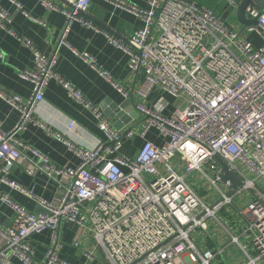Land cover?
<instances>
[{
	"label": "built area",
	"instance_id": "obj_1",
	"mask_svg": "<svg viewBox=\"0 0 264 264\" xmlns=\"http://www.w3.org/2000/svg\"><path fill=\"white\" fill-rule=\"evenodd\" d=\"M40 1L67 18L60 42L72 20L98 29L84 17L91 0H58L60 5L52 0ZM226 1L237 6L235 0ZM111 2L142 21L126 38L107 34L110 43L128 53L132 74H141L138 93L147 98L157 89L177 99L178 104L165 114L168 101L164 97L151 105L133 103L142 118L133 126L114 128L99 106L88 102L56 71V49L49 55L34 51L35 69L21 74L33 83L30 98L23 100L0 90V96L19 112L13 128H0L1 181L32 195L31 190L8 180L11 167L17 165L30 175L44 174L54 179L62 195L56 201L38 199L42 210L35 213L0 194L13 210L11 224L0 226V264L10 256L24 264H68L59 260L55 252L63 221L84 225L107 264H211L214 254L200 251L190 233L198 226L204 228L207 217L220 223L216 211L244 191L251 198L237 213L244 219L243 235L252 255L232 234L231 242L244 251L247 258L243 264H261L264 13L258 15V7L249 4L246 15L257 17V22L244 26L190 0H150L146 10L125 0ZM8 22L6 12L0 9V25ZM250 33L260 37V46L247 38ZM83 58L95 66L93 58L87 54ZM51 79L60 82L72 100L93 112L105 135V140L90 149L69 143L80 159L75 168L57 166L16 139V133L32 120L34 108L42 101ZM113 85L128 97L119 84ZM69 125L73 127L74 122ZM151 129L162 138L160 145L146 138ZM135 136L143 139L137 154L122 153V142ZM218 158L241 179L229 195V181L220 182ZM195 184L203 190L202 195ZM206 200L216 204L210 208ZM42 231L50 232L51 245L39 260L28 241L32 234Z\"/></svg>",
	"mask_w": 264,
	"mask_h": 264
},
{
	"label": "crops",
	"instance_id": "obj_2",
	"mask_svg": "<svg viewBox=\"0 0 264 264\" xmlns=\"http://www.w3.org/2000/svg\"><path fill=\"white\" fill-rule=\"evenodd\" d=\"M52 1L61 4L58 0ZM125 1L146 10L150 0ZM190 1L211 9L232 23L240 24L236 18L240 0H235L236 7L230 6L226 0ZM0 9L6 12L9 21L5 26L0 25V90L28 100L33 92V83L22 77V72L35 69L34 51L49 55L56 49V71L80 90L88 102L99 106L114 128L133 126L142 118L136 110L133 115L128 109H119L126 100L128 106L134 107L133 103L151 105L157 98L164 97L168 101L165 114L177 106V99L157 89L152 90L147 98L138 93L142 84L141 74H132L128 67V53L110 43L107 34L126 38L141 26L142 21L131 12L116 7L111 0L90 1L84 17L90 19L98 29L72 20L62 42L60 39L67 18L61 11L47 8L40 0H0ZM247 38L255 46L262 43L255 33L248 34ZM83 54L93 58L95 66L87 62ZM113 83L119 84L128 93V97L119 92ZM18 118L19 112L0 96V128L10 130ZM70 122H74L73 127H70ZM135 127L138 128L137 125ZM146 138L157 145L162 143L155 129L149 130ZM16 139L42 153L57 166L75 168L80 159L70 149L69 143L78 148L90 149L98 141L105 140V135L98 127L93 112L72 100L62 84L51 79L44 88L42 101L34 108L32 120L16 133ZM142 143L143 139L138 136L124 140L120 151L135 156ZM27 155L39 161L31 153L27 152ZM1 177L0 171V194L31 212L42 210L38 199L56 201L62 195V188L54 179L44 174L30 175L17 165L11 167L7 178L11 183L31 190L32 195L23 194L2 182ZM194 187L199 194L204 193L196 184ZM250 198L248 191L239 193L230 204H224L216 211V217L217 214L223 216L221 219L217 217L220 223L215 218L207 217L204 228L198 226L191 231L190 237L196 247L200 251L210 250L214 254L211 264H243L246 261L244 251L231 242V234L252 255L248 240L243 235L244 219L237 213V209L243 208ZM12 218L11 206L0 198V226L6 228ZM1 242L0 239V245ZM28 242L35 258L42 260L47 246L51 245L50 232L32 234ZM55 252L59 260L68 264H107L87 229L76 222L63 221L60 224L59 244L55 246ZM4 264L24 263L10 256Z\"/></svg>",
	"mask_w": 264,
	"mask_h": 264
},
{
	"label": "water",
	"instance_id": "obj_3",
	"mask_svg": "<svg viewBox=\"0 0 264 264\" xmlns=\"http://www.w3.org/2000/svg\"><path fill=\"white\" fill-rule=\"evenodd\" d=\"M249 4H254L259 9V14L264 13V0H240L236 9V18L241 25L248 26V25H255L257 22V17H248L246 15V7ZM120 110L128 109V112H131L133 115L136 113L135 109L130 105L128 106V100H126L125 104L119 107ZM217 162L220 166L219 171V178L221 183H225L229 181L230 183V191L227 192L229 195L232 190L236 189L241 184V179L238 175L232 172L227 164L220 158L217 159ZM216 202L212 203L209 207L212 208Z\"/></svg>",
	"mask_w": 264,
	"mask_h": 264
},
{
	"label": "rangeland",
	"instance_id": "obj_4",
	"mask_svg": "<svg viewBox=\"0 0 264 264\" xmlns=\"http://www.w3.org/2000/svg\"><path fill=\"white\" fill-rule=\"evenodd\" d=\"M206 202H207L208 205H210V202L209 201L206 200ZM217 217L218 218L220 217V219H221V217H223V216H220L219 214H217Z\"/></svg>",
	"mask_w": 264,
	"mask_h": 264
}]
</instances>
